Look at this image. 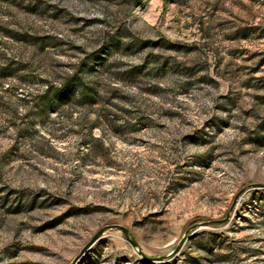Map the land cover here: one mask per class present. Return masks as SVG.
<instances>
[{"label": "rangeland", "instance_id": "rangeland-1", "mask_svg": "<svg viewBox=\"0 0 264 264\" xmlns=\"http://www.w3.org/2000/svg\"><path fill=\"white\" fill-rule=\"evenodd\" d=\"M0 65V264H264V0H0Z\"/></svg>", "mask_w": 264, "mask_h": 264}, {"label": "trees", "instance_id": "trees-1", "mask_svg": "<svg viewBox=\"0 0 264 264\" xmlns=\"http://www.w3.org/2000/svg\"><path fill=\"white\" fill-rule=\"evenodd\" d=\"M8 65H0V79L3 78L4 76L8 75L11 71L8 69ZM74 75L72 74L70 77H73ZM70 79V78H69ZM69 85H66L67 87L64 86V84L57 88L53 89L51 98L47 97L48 92L50 91V87H46L44 90H42L41 93L35 95L34 99V104H41L47 107L50 106H55L58 103H61L63 101H66L70 96H74V89L75 86L71 85L72 81H69ZM71 88H70V87ZM81 95L84 97L85 94L83 91H81Z\"/></svg>", "mask_w": 264, "mask_h": 264}, {"label": "water", "instance_id": "water-1", "mask_svg": "<svg viewBox=\"0 0 264 264\" xmlns=\"http://www.w3.org/2000/svg\"><path fill=\"white\" fill-rule=\"evenodd\" d=\"M123 231H124L125 236L127 237V235H126V230L123 229ZM127 238H128V237H127ZM130 242L134 244V241H133V240H130Z\"/></svg>", "mask_w": 264, "mask_h": 264}]
</instances>
